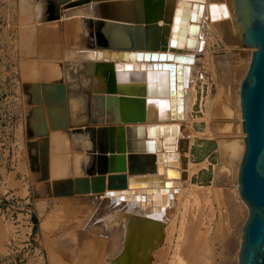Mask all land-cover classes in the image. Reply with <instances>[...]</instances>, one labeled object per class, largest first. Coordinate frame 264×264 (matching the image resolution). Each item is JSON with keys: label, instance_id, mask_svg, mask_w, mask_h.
I'll return each mask as SVG.
<instances>
[{"label": "bare ground", "instance_id": "6f19581e", "mask_svg": "<svg viewBox=\"0 0 264 264\" xmlns=\"http://www.w3.org/2000/svg\"><path fill=\"white\" fill-rule=\"evenodd\" d=\"M52 1L57 3V18L47 21L42 13L38 19L39 6L35 5L31 23L36 26L32 30L59 28L57 46L74 42L75 48L62 61L57 59L61 57L58 53L53 56L56 60H39L38 65L27 66L24 72L29 76L23 75L24 79H43L32 80V93L30 89L27 92L32 105L27 121L36 130L30 135L35 140L28 146L37 149L41 174L46 176L48 171L49 180L61 178L62 192L57 195L68 197L65 206L59 202L64 212L62 231L67 237L55 247L50 263L152 264L157 257L159 264H188L191 250L193 264H237L248 214L237 190L244 151L239 84L255 47L242 43L233 0H137L141 13L150 6L152 21L131 23V30H135L134 24L141 31L147 27L156 49L139 45L145 40L143 33L138 45L131 48L87 46L95 40L90 27L94 22H102L106 38L120 37L113 30L119 25L104 13L103 6L104 2L120 0ZM21 9L20 14L29 19L27 8ZM138 35L140 31L137 39ZM151 51L155 53L149 58ZM49 52L52 50L47 55ZM161 61L175 66L171 96L139 93L141 82L163 87L164 80L158 75L167 72L151 70L150 66ZM108 70L113 74L111 92L106 89ZM50 78L62 81L61 101L53 88L42 85L53 82L46 81ZM123 86L125 90L117 89ZM72 94L83 103L85 122L75 116ZM141 109L143 113L153 110L157 117L133 118ZM40 125L44 134L38 131ZM149 125L154 127L152 132L146 130ZM225 128L230 131L226 140L220 134ZM117 129L124 146L121 152L115 146ZM79 136L86 142L83 152L95 154L91 167L85 162L80 166L85 155L71 150L72 141ZM56 147L60 154L52 160L50 154ZM118 154L123 156L124 169L101 171ZM130 165L145 171L130 173ZM109 175L116 186L108 187ZM100 176L102 187L92 186ZM119 177H123V184ZM33 183L34 190L45 195L43 184ZM222 205L229 216V231L224 236ZM50 223L46 217L41 226L46 229L54 222ZM215 244L222 247L220 252Z\"/></svg>", "mask_w": 264, "mask_h": 264}, {"label": "rangeland", "instance_id": "374dc122", "mask_svg": "<svg viewBox=\"0 0 264 264\" xmlns=\"http://www.w3.org/2000/svg\"><path fill=\"white\" fill-rule=\"evenodd\" d=\"M23 1L25 2L24 5ZM45 1L46 0H0V114L6 107L4 101L6 96L9 97V104L12 113V128L10 135H7V132L3 131L4 123L0 115V264H51L50 260L51 256L54 255L55 247H58V244H63V240L67 237V235L65 236V231H62L64 212L59 209L61 208L59 206L62 203L64 204L68 197L66 198L65 196H62L61 199V196L57 195L62 192V186L58 183V180L61 178L59 177V179L49 180L48 171L46 176L44 175L45 172L44 174H41L37 149H31L28 146V142L32 141L33 138L30 137L32 132L27 121L30 116L29 108L32 106L29 103V95L27 92L32 80H40L43 82V79H31L29 77H27V79L25 77L24 79V71L31 64L38 65L40 61L46 59L56 60L53 59V56L58 53H61V57L57 59L62 61L64 60V56L66 54L68 55V53L75 48L74 42L70 45H65V43L62 42L63 44L57 46L56 38H58L59 28H53L49 31L32 30L36 26V23H31L34 22L33 15L35 14V5L39 6L38 19L41 18L42 13L47 16V21L56 19L50 18L53 9L50 10L49 7L53 1L49 0L48 3ZM21 6L27 8L29 19H26V16L24 18V15L20 14L23 11ZM69 10L70 9H67L66 11L69 12ZM37 15L35 16L37 17ZM90 27H92L91 30L95 37L93 42L88 41L87 46L91 48L95 43L103 41V37L99 23L94 22ZM88 39L91 40L89 37ZM245 47L246 46H244V48ZM241 49H243V45L241 46ZM51 50V54L49 52V55H47L48 51ZM25 75L29 76V74ZM48 80L56 81L59 79L50 78L46 81ZM70 96H73L72 100L75 105L74 110L78 113L75 116L85 122L82 117V111L84 109L83 103L78 97H75L74 94ZM24 98L27 101V107L29 110L25 108ZM222 120L221 122L224 123L225 121ZM226 130V128L222 129L221 132L224 134L220 133L225 140L230 137L228 136L230 131ZM89 136L87 134V137ZM72 142L74 149L71 150H73V153L75 151L80 152L83 156L85 155L81 158L80 166L85 162L84 165L88 166L90 163L88 167H91V163H94L93 161L95 160H93L95 154L92 153L90 154L91 157H88L89 154H86L88 151L91 153L90 150H86L87 153L83 152L82 148L86 145L85 140L79 136V138L77 137L76 140H73ZM87 143L90 144V141L87 140ZM59 150L60 149L56 147L52 155L50 154L52 160L60 154ZM84 158H86V161H83ZM34 172L35 175H33ZM34 181L43 184L46 190L45 195H41L40 192L34 190ZM225 208L226 207L223 205L221 206L222 222L220 223L224 230H222L223 236L225 232L229 231L228 227L226 229V221H229V216H227L228 213ZM50 211L54 212L52 213ZM56 211L57 213H55ZM24 213L29 214L27 221L28 224H30V229L23 226L26 221L22 219V216H25ZM54 213L57 217H55ZM32 214L35 215L34 223L30 218V215ZM46 217H49V222L51 221L50 224L54 223L50 226H46L45 229V227L42 228L41 224ZM41 218H44L43 221H41ZM57 220H59V222ZM16 224H22L23 228L20 229L21 233L29 231L27 239L24 236H21L19 240H10V237L14 236V229L16 227L19 228V225L16 226ZM54 224H56V226H54ZM52 226H54L53 229ZM58 241L60 242L58 243ZM186 242L188 243L189 241ZM185 243L183 244V246L185 245V248L187 245L188 247H191L190 243H186L187 245ZM165 246L167 245H164V249L167 248ZM221 248L220 244H215L216 252H220ZM190 252L188 260H190L189 263L192 262L191 264H193L191 255L194 257V254L191 250ZM154 260V264H159L157 257Z\"/></svg>", "mask_w": 264, "mask_h": 264}, {"label": "water", "instance_id": "95a60500", "mask_svg": "<svg viewBox=\"0 0 264 264\" xmlns=\"http://www.w3.org/2000/svg\"><path fill=\"white\" fill-rule=\"evenodd\" d=\"M66 2V1H65ZM62 3V2H61ZM52 6V8H51ZM49 9H53V14L50 18H57L55 16V6L57 3H52ZM104 13L114 19L119 26L113 30H117L120 33L119 38L109 39L106 38L102 32V22L100 24V30L102 33L103 41L96 43L100 47H125L131 48L133 45H138L142 33L145 36V40L139 45L149 46L153 49L157 48L156 41L149 36V30L144 26L143 31L139 26L134 24L135 30L132 32L131 23L139 22L144 19V22H151L152 15L150 14L151 8L148 5L144 8V12L141 13L138 8V1L132 0H120L118 2L109 3L104 2ZM233 8L237 19L241 26V39L242 43L249 47H255L254 51H251V59L248 68L239 84V100L241 111V126L242 132H244V151L241 157L238 174L237 184L238 193L242 201L248 207V214L245 222L242 226L241 243L238 253L237 264H264V0H233ZM176 21V15L173 16V22ZM127 23V24H121ZM137 31H140V36L137 39ZM145 53V52H144ZM153 51L148 54V57L154 56ZM146 55V54H145ZM169 58V55H166ZM163 57V56H162ZM157 62H152L151 70L155 68L164 70L166 74H159V79H162L163 87L157 89L153 83H139L137 90L139 93L145 91L146 94L156 95H169L173 92V63L167 61H161L160 65H155ZM109 72V74H108ZM106 73L107 91L111 92L113 89L112 80L113 74L108 70ZM44 87H51L54 90L57 100L63 99L64 87L61 80H56L50 83L42 84ZM32 86L29 88L32 93ZM31 87V88H30ZM119 90H125V86L118 87ZM33 98V96H32ZM31 98V100H33ZM112 102L113 98H109ZM140 101V100H138ZM40 100H37L39 103ZM142 107V102H141ZM136 117L140 121L152 120L157 117V114L153 112L143 113L142 109L136 114ZM152 128V129H151ZM153 126H146V130L149 132L153 130ZM33 131V132H32ZM40 134L45 133V128L40 125L38 129ZM115 146L117 151L123 150V143L121 139L120 130H116ZM34 133L36 130L31 129ZM142 131L140 130V134ZM144 140L141 141V143ZM146 141V140H145ZM146 143V142H143ZM142 147V146H141ZM42 151V150H41ZM91 151V150H90ZM124 169L123 156L115 155L114 160H110L108 165L101 171H120ZM151 169L148 168V171ZM145 170L135 166H129L128 172H144ZM98 178L96 184L92 186L102 187V176ZM120 178V183L123 184V177ZM111 175L107 177L108 187L116 186V182ZM116 183V184H114Z\"/></svg>", "mask_w": 264, "mask_h": 264}, {"label": "built area", "instance_id": "2783aa9c", "mask_svg": "<svg viewBox=\"0 0 264 264\" xmlns=\"http://www.w3.org/2000/svg\"><path fill=\"white\" fill-rule=\"evenodd\" d=\"M4 101H5V105L6 107L4 108V110H2L1 112V117H2V120H3V123H4V130L5 132H7V135H10L11 133V128H12V113H11V108H10V104H9V97L6 96L4 98ZM8 140L10 141V139L8 138ZM7 209V208H6ZM25 216H22V219L26 220L25 221V224L23 226H25V228L27 229H30V224H28V218H29V214L28 213H24ZM16 220V218H15ZM19 224H16V226H18ZM22 224L19 225V228L16 227L14 229V236H11L10 237V240L14 241V240H19V238L21 236H24L26 239L29 235V231H24L21 233V228H23Z\"/></svg>", "mask_w": 264, "mask_h": 264}, {"label": "trees", "instance_id": "16d2710c", "mask_svg": "<svg viewBox=\"0 0 264 264\" xmlns=\"http://www.w3.org/2000/svg\"><path fill=\"white\" fill-rule=\"evenodd\" d=\"M30 218H31V220L33 221V223L35 222V218L34 217H32V215H30Z\"/></svg>", "mask_w": 264, "mask_h": 264}, {"label": "crops", "instance_id": "0c3cea01", "mask_svg": "<svg viewBox=\"0 0 264 264\" xmlns=\"http://www.w3.org/2000/svg\"><path fill=\"white\" fill-rule=\"evenodd\" d=\"M32 217H34V218H35V215H34V214H32Z\"/></svg>", "mask_w": 264, "mask_h": 264}]
</instances>
